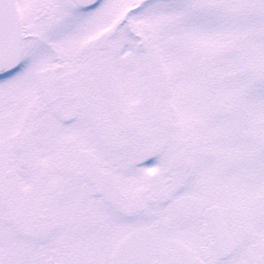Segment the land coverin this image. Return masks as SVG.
Instances as JSON below:
<instances>
[{"label":"snow or ice","instance_id":"snow-or-ice-1","mask_svg":"<svg viewBox=\"0 0 264 264\" xmlns=\"http://www.w3.org/2000/svg\"><path fill=\"white\" fill-rule=\"evenodd\" d=\"M0 264H264V0H0Z\"/></svg>","mask_w":264,"mask_h":264}]
</instances>
